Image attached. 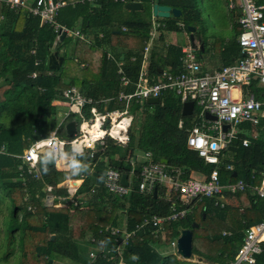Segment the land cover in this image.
<instances>
[{
    "label": "trees",
    "instance_id": "1",
    "mask_svg": "<svg viewBox=\"0 0 264 264\" xmlns=\"http://www.w3.org/2000/svg\"><path fill=\"white\" fill-rule=\"evenodd\" d=\"M66 2L59 11L58 22L72 30L78 28L88 39L70 35L58 39L54 27L41 23L40 17L27 8L11 9L2 2L0 9V264H62L60 261L65 260L71 264H119L117 249L125 238L123 229L135 231L121 247L126 264H207L202 262L204 259L227 264L235 259L247 230L264 221V198L253 191L264 178V133L250 137L246 146L243 139L248 134L240 131L222 149L218 162H207L187 144L189 131L198 122L199 108L184 116L180 96L173 90L163 91L158 103L133 99L126 106L116 96L122 89L127 92L135 89L151 38L155 2L178 8L182 14L155 17L163 25L147 52L146 68L152 82L161 78L163 72L176 74L182 70L184 45L168 43L166 34L183 31L190 34L189 26L196 27L194 36L204 48L197 50L200 63L203 52L220 48L222 65L232 64L240 55L239 8L232 10L236 33L232 40H226L217 38L214 32L206 34L197 0H141L143 8L134 11L125 7L126 2L115 0ZM207 3L213 14L212 0ZM55 51L64 60L58 69H51L49 57ZM118 61L123 62L129 85H122ZM202 69L214 71L204 65ZM73 86L94 100L109 98L107 104L99 103L101 110L127 107L133 116L129 143L121 145L108 137L104 145H97L93 157L89 158L86 152L76 154L75 159L86 164V168L75 176L70 175L71 169L58 167L52 158L41 159L43 153L38 170L29 172V165L21 156L36 140L46 138L54 130L62 138L70 139L73 135L68 136L66 122L73 119L81 122L77 113L65 117V111L59 115L54 103H66L64 91ZM248 88L259 98L264 93V87L256 82ZM83 112L89 118L90 105ZM243 126L251 128L249 124ZM70 150L66 146L71 156ZM143 152H151L155 162L166 159L164 164L169 172L177 175L175 169L181 170L182 181L193 173L209 177L217 170L222 184L241 180L245 189L200 195L188 201L181 199L177 190L169 193L161 183L155 188L156 194L155 189L142 192L139 189L142 164L134 168L130 159ZM110 167L128 175L135 169L129 192H111L91 172L105 174ZM67 173L71 179L84 178L75 194L85 198L84 204L57 205L59 196L68 195L66 187L60 186ZM50 193L54 195L52 205L46 204ZM227 196H236L238 205L227 204ZM182 210L185 215L160 226L151 223L142 226L153 215L165 217ZM112 227H118L119 231L113 233ZM187 228L193 230V255L200 261L180 259L177 247L172 246L182 229ZM170 246L174 249L170 250ZM261 249L255 254V264H264V242ZM92 252L95 257L90 256Z\"/></svg>",
    "mask_w": 264,
    "mask_h": 264
},
{
    "label": "built area",
    "instance_id": "2",
    "mask_svg": "<svg viewBox=\"0 0 264 264\" xmlns=\"http://www.w3.org/2000/svg\"><path fill=\"white\" fill-rule=\"evenodd\" d=\"M94 2V0H75V2ZM128 3L127 0H115ZM140 1L141 0H130ZM231 9L239 8L241 15L239 23L242 30L238 36L240 45V55L229 65L211 71H203L202 62L200 63L197 50L200 47L193 45L191 40L182 48L183 55L181 57L182 70L179 73L163 72L161 78L152 82L147 71V52L150 44L159 36V28L163 25L156 20L153 15L152 29L150 32V41L144 51V59L139 74L138 81L135 82V89L132 92L121 90L116 96L118 100L126 106L130 101L135 99L137 102H143L145 99L157 97L159 98L163 91L173 90L180 96L181 102H194V112L197 108L200 110L196 118L198 122L189 131L187 144L188 147L197 150L199 155L207 162H218L219 154L222 149L232 141L237 134L242 131L248 134L243 139L244 145H249L250 137H258L261 132L264 133V93L259 98L257 93L250 91L248 86L256 82L259 86L264 87V4L258 3L256 0H229ZM11 9L27 8L32 14L38 15L41 23L49 24L54 27L59 39L63 30L66 35L88 39L79 29H69L58 22L57 16L60 9L67 4L66 0H35L32 5L27 0H0ZM2 15H0V18ZM183 27V24L180 23ZM111 56V55H109ZM118 72L121 74L120 80L123 86L129 85L130 79L124 75L123 62L118 61ZM32 76H36L33 73ZM68 110L65 113L67 117L71 112L77 113L81 117V122L77 124V131L70 139L59 136L56 130L52 131L49 136L36 140L21 156L24 163L29 165V172L38 170V162L40 155L45 149L52 147L51 143H41L39 149H33V145L38 141L55 140L57 146L66 151V146H70L74 142H80L83 152L87 153L89 158L94 156L95 149L98 144L104 145L108 137L113 138L116 143L127 145L130 141V127L133 116L125 109L107 108L101 110L99 103L107 104L109 98L94 100L92 97L84 95L79 88L73 86L64 91ZM90 105L91 116L87 118L84 115L83 108ZM215 115L217 119H209L206 113ZM249 124L251 128L243 126ZM183 125V120L179 122V126ZM228 125L225 131L224 126ZM99 132V136L93 133ZM134 168L141 163L139 172L140 182L139 189L142 192H152L158 183L165 185L168 192L177 190L180 192L181 199L190 200L200 195H219L224 191L231 193L241 192L245 189L243 181L235 183L222 184L220 175L214 170L209 177L196 178L189 177L187 180H180L179 174L181 170L175 169L177 175L169 172L166 164L163 162H155L152 160L151 152H143L137 154L136 157L130 159ZM66 160H56V164H65ZM232 168V166H230ZM174 172V171H173ZM135 173L132 169L131 174ZM123 173L120 170L110 167L105 173L104 185L111 192L118 194H126L130 191L132 179L128 175V185L122 183ZM83 178V177H82ZM60 186L66 187L68 195L59 196L58 206H78L84 204L83 196L76 197L79 185L71 184V180L62 182ZM51 190L52 187L48 186ZM253 191L264 198V179L259 186L253 187ZM46 204L54 203V195L49 194L46 198ZM186 211L175 213L169 216L153 215L146 218L143 225L153 224L160 226L162 223L178 216L185 215ZM118 227H112V232H118ZM123 229L125 236L117 249L120 257L119 264H126L122 259L121 247L125 244L126 239L134 234ZM264 242V221H261L247 230L242 246L238 249L235 259L227 264H255L256 253L261 249V243ZM172 246L177 247V241L172 242ZM95 257V253L90 254Z\"/></svg>",
    "mask_w": 264,
    "mask_h": 264
},
{
    "label": "water",
    "instance_id": "3",
    "mask_svg": "<svg viewBox=\"0 0 264 264\" xmlns=\"http://www.w3.org/2000/svg\"><path fill=\"white\" fill-rule=\"evenodd\" d=\"M125 7L130 10H140L143 8V3L140 1H129L126 3ZM152 13L154 16L157 17H162V18H168V17H178L182 14V11L178 8L171 7L169 5H164L160 4L158 2H155L152 7ZM190 34H191V42L193 45H197L195 42V36L194 32L196 31V27L194 26H189L188 27ZM66 36V31L63 30L60 39H64ZM200 48L203 50V45L200 44ZM64 60V57L60 55L57 51L53 52L50 57H49V67L51 69H58ZM149 102L152 103H158L159 98L153 97L148 99ZM194 111V102L193 101H187L183 104V110L182 114L185 115H190ZM206 117L209 119H217L215 115L210 114L209 112L206 113ZM228 129V125L224 126V130L226 131ZM77 131V121L76 120H70L66 124V132L68 136H72L75 134ZM163 163H167L166 159H162ZM93 175H95L97 178H101L100 184L104 185V178L105 174L104 173H99L97 171L93 172ZM122 183L125 185H128V174L123 173ZM72 184H77L78 181H71ZM157 189H155V194H156ZM197 226V224H195ZM54 235H52V238ZM193 251H194V245H193V230L190 228L187 229H182L180 236L177 239V253L181 256L182 259L191 261L193 259Z\"/></svg>",
    "mask_w": 264,
    "mask_h": 264
},
{
    "label": "rangeland",
    "instance_id": "4",
    "mask_svg": "<svg viewBox=\"0 0 264 264\" xmlns=\"http://www.w3.org/2000/svg\"><path fill=\"white\" fill-rule=\"evenodd\" d=\"M197 1H198V7L201 8L200 10H202L203 12L206 34L210 35L214 32L215 34H217V38L221 39L222 37H226L229 39L231 38L232 40V38L234 37V34L236 33V28L234 25V13L229 8L230 6L228 4V0H224V2L221 0H212V6L214 7L215 11L218 9V11L216 12L214 11L213 14H212L213 9L211 10V7L208 5L207 0H197ZM209 11H211L210 15H213V16L209 15ZM171 34L177 35V38H179L180 41L184 39V42L186 44L190 41V35H189V32L187 31H186V37H184L182 32H175ZM166 40L168 41L167 36H166ZM209 58H213L216 62L215 64L220 63V60H219L220 48L207 50L203 52V61H208ZM221 62L224 63L223 59L221 60ZM61 165L62 164H60L59 167H62ZM172 249L174 248L170 246V250ZM192 261L196 262L195 260H192Z\"/></svg>",
    "mask_w": 264,
    "mask_h": 264
},
{
    "label": "crops",
    "instance_id": "5",
    "mask_svg": "<svg viewBox=\"0 0 264 264\" xmlns=\"http://www.w3.org/2000/svg\"><path fill=\"white\" fill-rule=\"evenodd\" d=\"M34 0H27V3H32ZM72 1V0H71ZM258 3H260L259 1L260 0H256ZM228 4H229V0H228ZM261 4H264V3H261ZM229 7V6H228ZM2 8V3H0V9ZM230 8V7H229ZM231 9V8H230ZM231 10H234V9H231ZM80 21H81V19H79ZM78 29V28H77ZM171 33H175V32H169V33H167L166 35H167V39H168V43H172V44H177V43H180V44H183V45H185L186 43L184 42V39L182 40V41H180L179 40V38H177V35H175V34H171ZM183 33V35H184V37H186V32L185 31H183L182 32ZM190 36H191V34H189ZM169 39H171V40H169ZM190 39H191V37H190ZM229 38H226V40H228ZM212 38H210V41L212 42ZM195 42L196 43H198V44H201V40L199 39V40H197L196 39V37H195ZM188 44V43H187ZM186 44V45H187ZM219 60H220V63H218V64H215L216 62H215V60L213 59V58H209V60L208 61H203V55H202V63H203V65H204V67H205V69H208V70H213V69H216V68H219L220 66H223L222 65V62H221V55H220V58H219ZM54 103L56 104V106H57V108H58V110H59V115H61L62 113H64L65 111H67V109H68V106H67V104L65 103V102H63V101H54ZM139 154H141V153H139ZM67 163L68 162H66L65 164H62L61 166L64 168V169H66V170H68V169H70V168H68L67 167ZM81 164H84V163H81ZM86 165V164H85ZM61 167V168H62ZM84 169V168H83ZM92 172V174H93V172H94V170H92L91 171ZM95 176V175H94ZM129 176H130V178L132 179V176L133 175H131V174H129ZM192 176H194V177H196V178H203V175H201V174H198V173H193V175ZM96 177V176H95ZM97 178V177H96ZM83 179L84 178H82V177H80V178H77V179H71V178H69V174L67 173L66 174V180L64 181V182H67V181H69V180H71V181H75V180H77L78 181V183L76 184V185H79L80 186V184L82 183V181H83ZM97 179H100V181H101V178H97ZM226 202H227V204H231V205H238V199H237V197L236 196H232V197H230V196H227L226 197ZM193 257L195 258H193V260H195V261H200V260H198L199 259V257L197 256V255H193ZM203 263H212V262H210V261H207V260H205L204 259V261H202ZM60 263H62V264H71V262L70 261H68V260H65V261H60Z\"/></svg>",
    "mask_w": 264,
    "mask_h": 264
},
{
    "label": "clouds",
    "instance_id": "6",
    "mask_svg": "<svg viewBox=\"0 0 264 264\" xmlns=\"http://www.w3.org/2000/svg\"><path fill=\"white\" fill-rule=\"evenodd\" d=\"M237 42H238V37H237ZM196 44H197L196 46H198V43H196ZM238 44H239V42H238ZM220 67H222V66H220ZM182 104H184V103H182ZM67 122H66V124H67ZM66 124H65V129H66ZM77 124H78V122H77ZM93 135L94 136H99L100 133L94 131ZM41 143H51V145H52V147L47 148V149L44 150L43 155L41 156V159H43L45 161H47L49 158H52L53 161H55L57 159L66 160L68 162L67 163V167L71 169L70 175H72V176H75V175L79 174L82 171L83 168H86L85 164H81L80 161L75 159L76 154H80V153L83 152V148H82L80 142L77 141V142L72 143L71 150H70L71 156L69 155V152L62 151L57 146V142L54 139L53 140L38 141V142H36L33 145V149H39L40 146H41ZM176 250H177V248H176ZM179 258L182 259L180 255H179ZM211 264H216V263H211Z\"/></svg>",
    "mask_w": 264,
    "mask_h": 264
}]
</instances>
